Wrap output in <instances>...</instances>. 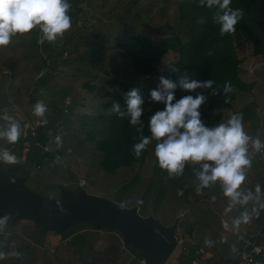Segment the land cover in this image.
Wrapping results in <instances>:
<instances>
[{
    "label": "rangeland",
    "instance_id": "rangeland-1",
    "mask_svg": "<svg viewBox=\"0 0 264 264\" xmlns=\"http://www.w3.org/2000/svg\"><path fill=\"white\" fill-rule=\"evenodd\" d=\"M178 1L72 0V2H69V7L74 13L71 27L65 30L62 35H57L55 40L45 39L42 44L37 43L44 35H39L41 30L37 25L29 32L13 35L9 44L0 45V130L4 129L2 126L6 125L7 127L10 123L16 121L20 126V130L22 129V132L20 131L22 135H19V137H24L28 131L26 122L30 121L32 116L30 111H32V108L35 109L37 101L42 100L47 107L42 115L41 122L44 126L43 131L49 136L46 141L42 142V145L47 149L42 150L55 152L58 148L56 142L59 140L60 132H63L61 143L63 142L62 145L71 152L68 158L59 160L60 163L54 162L52 169L46 164L48 157L42 167L37 168V165L34 164L30 181L29 179L24 181V185L29 190L46 197H56L59 196L62 187L68 188L71 192L76 188L79 190L76 184L77 179L87 174L88 182L85 189L88 193L101 192L99 194L113 198V200L124 198L126 202H122V204L133 205L137 208L138 206L141 207L138 208L140 214L153 215L163 225H166L168 215H171V213L175 215L180 207L185 208L184 212L181 211L184 216L182 215L183 218L179 221V224L184 223L187 227L183 228L181 234H184L187 230L189 231L187 228L189 224L193 223L195 214L191 215L189 209L195 204H201L202 209H207V213L214 216L223 225L222 220L219 219L220 213L212 209L214 204L207 193L209 192L206 189L208 186L200 188L201 191L197 190L199 185V163L186 162L182 174L169 175L167 170L161 169L155 162L153 155L155 141H152L144 163H134L132 166L123 168L127 173L123 178L118 179L120 183L123 182L122 186L120 185L116 189L114 186H110L113 185L115 179H110L109 172L102 168V153L97 149L94 138L87 136L90 133L97 138L105 135L106 128L100 120H91L86 114L89 113L94 117L98 116L100 102L104 100L102 97L103 90L111 88L106 84V79L117 77L139 85L145 97L144 106L149 108L153 104L148 99V90L156 86L159 75H162L172 65L174 51L169 49L159 61L154 63L157 68L155 75H136L131 69L127 70L122 66L120 48L116 46V43L124 39L123 35L126 32H143L149 37L161 33H183V30L179 31L180 28L178 27V25L181 26L177 20L176 8ZM99 30L112 34V38L105 44L102 51L96 52L92 49L91 43L95 39V33ZM234 43L240 60L238 65L239 74L247 81L249 78L245 74L251 73L253 76L258 67L264 63V33L261 35L262 52L259 54L253 52L252 43L240 28L234 34ZM45 56H49L51 59L52 72L49 73L50 76L44 79V82L36 84L35 78L43 66ZM4 70L7 73L4 74ZM261 78L262 85L264 73ZM88 82L94 84V90H86L85 84ZM241 91L238 90L237 97L229 107L224 109L219 122L226 121L232 114L242 115L244 130L251 137L247 144V154L258 160V155L262 156L263 154H260V151L253 147V140L262 137L264 141V134L262 136L256 134L259 131V129L256 131L257 125L262 126L264 124V112L261 107L257 109L259 103L253 100H250L244 111L245 115H248L251 120L243 117L242 113L237 112L238 108L236 107L240 106L242 102L241 97L243 95L241 96V94H244ZM245 95L251 96L250 93ZM9 96L17 104L20 113L13 109L10 115L5 116L2 113V108L7 104ZM65 96L72 98L73 105L75 103L74 107L78 109L76 113L81 118L75 119L71 116L68 121L66 117L63 121L61 120L60 114L55 110V104ZM254 105L258 112L254 111ZM34 115H37L35 111ZM5 117H11L12 120ZM19 137L11 143L4 142L7 138L0 137V145L3 142L6 143L3 148L0 147V152L6 148L10 149L12 144L19 141ZM261 148L264 149V146ZM263 149L261 150L263 151ZM260 177L264 180L263 176ZM210 185L216 186L214 187L216 191L220 190L217 188L221 185L219 181L210 183ZM146 187L149 188L150 192L148 191L145 197L143 191ZM193 190L201 193L191 195L189 198L186 191ZM222 197L229 207L231 197L226 195ZM235 204H232L230 208H235L233 211L237 213ZM244 205L247 209L249 208V211L255 210L249 204V201L243 203ZM238 212L240 214V210ZM226 217L229 218L227 219L228 222L234 223L232 219H236L232 212L226 214ZM204 219L206 218H198L199 227L195 228L198 233L205 231L206 236L214 241L213 244H216V246L219 244L220 238L225 240L222 241L225 244L229 242L227 236L228 233H233L231 229H221L218 225L205 223ZM83 224L90 225L89 222H80L73 224L63 232H56L57 241L67 239V242L58 244L55 252L52 253H46L42 248L46 246L42 233L31 232L28 234V230L22 231V234L30 236L32 243L36 246L29 242L31 241L29 238L23 239L19 234L16 237L17 240L9 239L8 247H2L4 242H0V264H83L82 260L86 257L97 259L98 264H140L136 257L130 256V254L135 255L137 251L139 252V249L129 244L126 245V252L118 251L121 245L120 238L115 234L104 235L105 232L113 231L108 228H97L102 229V232H94L100 239L94 240V249L96 250L90 249V245L86 244L87 240H84V237L88 236V233H86L88 231H83L85 235L77 232V227ZM72 228H75L76 232L74 231L73 234L66 237L68 232L72 233L73 230L70 231ZM118 233L121 235L119 231ZM54 241L52 239L50 243L54 244ZM170 262L171 257L166 264H170Z\"/></svg>",
    "mask_w": 264,
    "mask_h": 264
},
{
    "label": "clouds",
    "instance_id": "clouds-1",
    "mask_svg": "<svg viewBox=\"0 0 264 264\" xmlns=\"http://www.w3.org/2000/svg\"><path fill=\"white\" fill-rule=\"evenodd\" d=\"M198 2L202 7L211 10V19L219 26L221 36L236 31L235 26L244 13L242 8L232 6V0ZM68 8V0H0V45L9 44L13 35L29 32L37 25L44 34L37 43L42 44L45 39L55 40L57 35H62L71 27ZM200 23H204L203 18ZM172 72L178 73L176 79L159 75L156 86L148 90V99L163 105L148 118L150 135L142 134L144 122L141 117L145 111V97L139 87L134 86L122 93L126 109L121 108L118 99L112 103V110L121 117L126 116L129 124L136 126L137 131L141 132L132 145L133 154L140 157L143 150L155 141V162L161 169L167 170L169 175L182 174L186 162L199 163L198 191L219 181L224 194L231 197L229 207L235 203L256 199L251 191L245 194L237 190L246 179L245 168L252 163L247 154V144L251 137L244 130L242 115L232 114L226 121L209 126L202 119L200 111L207 96L196 90L212 89L215 81L211 78L198 79L188 71L179 72L175 67ZM177 88L186 94L177 98ZM232 88L231 81L224 82L225 93ZM212 92L215 93L216 89H212ZM46 107L42 100L37 101L34 111L43 115ZM5 118L12 120L11 117ZM19 135L20 126L17 122L0 130V137L7 138L10 143L15 142ZM262 144L264 142L259 138L253 140V147L257 151ZM0 161L11 164L16 163L17 158L4 149L0 152ZM260 190V185H257L256 192L259 193ZM249 219V214L245 212L234 223Z\"/></svg>",
    "mask_w": 264,
    "mask_h": 264
},
{
    "label": "trees",
    "instance_id": "trees-1",
    "mask_svg": "<svg viewBox=\"0 0 264 264\" xmlns=\"http://www.w3.org/2000/svg\"><path fill=\"white\" fill-rule=\"evenodd\" d=\"M69 2H72V0H68ZM232 6L242 8L243 17L241 21L237 22L235 32L226 33L221 36L219 26L214 24L211 19V10L202 7L198 0H179L176 8L177 20L181 25H178L179 31L183 30V33H161L160 35L149 37L143 32H126L123 35L124 39L116 43V46L120 48L122 66L127 70L131 69L136 75H155L157 68L154 66V63L159 61L166 51L172 49L175 58L172 61V65L162 75L176 79L178 73L172 72V68L175 67L179 72L188 71L198 79L206 80L211 78L215 81L212 85V89H216L215 93L212 92V89L196 90L203 92L207 96V100L200 108L202 119L209 126H214L221 120L224 109L229 107L235 99L237 90L250 92L253 85L251 82H246L239 74L238 65L240 60L234 43V34L239 28L242 29L246 38L252 43L253 52L256 54L262 52L261 35L264 33V0H232ZM70 8L67 9V15L72 21L74 13ZM201 18H203L204 23H200ZM111 38L112 34L99 30L95 33V39L91 43L92 49L96 52L102 51L105 44ZM44 58L42 68L47 65L51 67L52 62L49 56H45ZM48 76H50L49 72H46L35 83L44 82V79ZM225 81H231L233 85L232 90L227 93L223 90ZM105 82L111 88L103 90L102 97L104 100L100 102L98 116L94 117L89 113L86 114L91 120H100L106 128L105 135L97 138L94 134L90 133L87 136L94 138L97 149L102 153V168L109 173H113L120 167L132 166L134 163H144L149 153L150 144L143 150L142 155L137 158L132 152V145L139 138L141 132L137 131L136 126L129 124L126 116L121 117L112 110V103L117 99L120 100L121 108L126 109L122 93L134 86L139 87V85L117 77L106 79ZM85 85L87 91L94 90V84L88 82ZM184 94H186L184 91L177 88V98ZM63 99L58 100L55 104V110L60 114L61 120L63 121L66 117L68 121V118L71 116L75 119L81 118L77 113L73 114L72 112L73 100L72 104L68 106V110L62 112ZM162 106V104L158 103H153L149 108L144 106L145 111L141 117L144 122L143 135H150L148 131V118L156 109ZM43 130L44 126L41 122L37 128L36 138L41 142L49 138ZM62 133L60 132V137L56 144L59 141L61 142ZM28 137L30 144L24 148L26 152L23 162L12 164L5 162L14 169L17 177L31 172L34 164L39 166L44 161L45 156L52 155L55 152L59 153V150L63 146L62 142L55 152L43 151L42 148L34 144L31 136ZM22 149V146L10 148L9 152L20 158ZM148 189L147 187L144 189L143 196L148 193ZM76 191L77 188L71 192V197H73ZM142 209L144 210V208ZM3 212L0 208V216ZM13 221L17 222L16 220ZM34 222L41 225L43 230V226L47 224L45 221ZM5 224L0 221V233L4 232ZM89 224L92 225L91 223ZM95 228L115 230L104 225ZM261 229L264 231V228ZM3 242L2 247H8V242ZM135 257L145 262L144 254L140 249L139 252H136ZM82 263L98 264V261L95 258L86 257L83 258Z\"/></svg>",
    "mask_w": 264,
    "mask_h": 264
},
{
    "label": "crops",
    "instance_id": "crops-1",
    "mask_svg": "<svg viewBox=\"0 0 264 264\" xmlns=\"http://www.w3.org/2000/svg\"><path fill=\"white\" fill-rule=\"evenodd\" d=\"M174 58H175V54H174ZM257 67H258V65H257ZM263 73H264V63H262V65L260 67H258V70L255 73L257 75L254 74L255 76L254 75L252 76L251 73L245 74L249 78V80H247L246 82H251L253 84L252 89L250 92H247V93L245 91H241L244 93V94H241V96L243 95L241 97L242 102H241L240 106L236 107V108H238L237 112L242 113L243 117H245V118L250 119V117L248 115H245V113H244L245 109L247 108V105L250 103V100H253V101H256L257 103H259L257 105V109H259L261 107L262 111L264 112V87H263L264 81H263V84L261 85V83H262L261 77H262ZM250 75L252 76V78L250 77ZM237 93H238V90H237L236 94ZM249 93L251 96L245 95V94H249ZM236 97H237V95H236ZM74 106H75V103L72 106L73 114L76 113V111L78 110ZM253 109H254V111L258 112V110H256L255 105H254ZM252 121H253V119H252ZM13 122H16V121H13ZM6 124H7V122H6ZM254 127H255V125H254ZM257 127L258 128H256V131H258V129H259L258 133H256L257 136H262L264 134V124L262 126L257 125ZM2 128H6V125L2 126ZM20 131L22 132V129ZM21 135H22V133L20 134V136ZM259 139L262 142H264L262 140V137ZM4 142L7 143L9 141L6 140ZM4 142L1 143V145H0L1 148H3V146L6 145V143L4 144ZM262 146H264V144H262ZM6 149L9 151V148H6ZM261 149H263V148H261ZM24 150H25L24 148L21 150L22 155L20 156V158L16 157V158H18L17 162H21V163L23 162V160L25 158V152H26ZM69 153H71L69 151V149H67V147H65V146H62L61 150H59V153L56 152V153H52V155L45 156L44 161L39 166L37 165V168L42 167V165L44 164V162L46 161V159L48 157V161L46 162V164H48L49 167H51V169H52L54 162H56L58 164L59 160H61V159L64 160V159L68 158ZM260 154H263V155L262 156L258 155V157H257L258 160L254 159L251 155H248L249 158L251 159L252 163H251L250 167L245 168L246 179L240 185V187L237 189L238 191L245 193V194L248 193L249 191H251L257 197L256 199L249 200V204L252 205L255 210L249 211V208L247 209L246 205L243 206V203H236L235 205H236L237 213H235V211H233V210H235V208L228 207L227 203L224 202V199L222 197L223 195H225L223 192V187L220 185V187H222V188L217 187L220 190L216 191L214 189V187H216V186L213 187V186L209 185L206 189L209 190V192H207V193L209 194L210 200L214 204L212 209H213V211H215V212L217 211L220 213L219 219L222 220L223 225L218 220H216L214 216H211L210 214H208L207 209L206 210L202 209L201 204H195V206L192 205L191 209H189L191 211L190 214L191 215L195 214V217H194L193 223L191 225L189 224V227L187 228V229H189V231L186 229L187 231L184 234H181V233H183L181 231L183 230V228H186L187 225L185 226L184 223L179 224V221L184 216V215L180 216V212L181 211L184 212L186 209L183 207H180L178 209V213H176L175 215L172 213H171V215H168L166 226L172 224L175 221H178L176 233H178L183 239V244L176 246L175 250L171 254L170 264H198V262L193 257L194 252H198L199 260H207L213 264H228V263H234V262L238 263L242 260V252H243L242 244L240 242H238V239L240 236H245V237L252 236L257 242H263L264 241V231H263V229H261L262 228L261 226L264 222V207L261 206V205H264V180L262 179V177H260V176H263V178H264V149L262 152H260ZM257 162H258V164L256 165ZM50 164H51V166H50ZM123 168L124 167H120V168L116 169L115 172L109 173L111 175L110 179H112V178L115 179V182L113 183V185H110V186H114L116 189H118V187L122 184L123 181L120 183V180H118V179L123 178V176H125L127 173L124 171ZM31 172L29 173V175L27 177V179H29V181H30V178L32 176ZM85 175L87 176V174H85ZM86 176H84V177L80 176V177L85 178L86 181L88 182ZM110 179H109V181H110ZM257 185H260L261 190L259 193L256 192ZM193 191H186V193H187L186 195H188L190 198L191 195H196L198 193L197 190L196 191L193 190ZM99 193H101V192H92V194L101 195ZM200 193H198V194H200ZM218 197H221V198H218ZM115 201H117L119 203L126 202V201H124V198L123 199L117 198V199H115ZM126 206L134 207L133 205H126ZM256 207H258V208H256ZM138 208H140V207L138 206ZM238 210H240V214H239ZM244 211L250 215V219L248 221L245 222V221L241 220V222L238 224L233 223L231 221L230 222L227 221V219H229V218L226 217V214H231V212H232V214L237 219V218L241 217V215L243 214ZM199 217H201V218L205 217L206 218V219H204L205 223L209 222L211 225H214V226L218 225V227L221 229L222 228L226 229V230L231 229V231L233 233H231V234L228 233V236H227V237H229V240H228L229 242H227L225 244L224 242H222L225 240L224 239L221 240V238H220L219 239L220 242L216 246V244H213L214 241H212L210 238H208L206 236L207 234H205V231L198 233V231L195 228L199 227V225L197 223L199 221L198 220ZM236 219H232V220L235 221ZM16 221L17 222H12L10 225L5 226L4 232L0 233V242L1 243H3V241L8 242L9 239L17 240L16 237L18 234L21 235L23 239H25V238L30 239V236H26V235L22 234V231H25V230H28V232H27L28 234L31 232L39 233V234L42 233L43 239L45 240V243H46V246H43V247H48V246L53 245V243L52 244L50 243V241L52 239L55 240L54 244H56L58 242L56 239V237H57L56 232H54V231L45 232L43 230L42 226L40 227V225L36 224L33 220L20 219V220H16ZM74 229L75 228L70 229V231L71 230H73V231H72V233L68 232L66 234V237L73 234L75 231ZM77 229H78L77 232H80V233H83V231H85V230L88 231V232H86V233H88V236H85L84 240L85 239L87 240L86 244H88V246L90 245V249H92L93 251L96 250V249H94V240L97 241L100 238L98 236H96L94 234V232H97V231L102 232V229L100 230V229L93 227L92 225H85V224H83L80 227H77ZM102 234H104V233H102ZM106 234L114 235L113 231L105 232L104 235H106ZM19 239L22 241L21 238H19ZM206 241H207V243H206ZM29 242H31V244H33L32 240ZM33 245L36 246V244H33ZM26 249H27V247H26ZM118 251H120V248L118 249ZM258 257H260V259H258ZM136 259L140 262V264H145L144 260L139 259L138 257H136ZM256 263L257 264H264V253H262L260 256L256 257Z\"/></svg>",
    "mask_w": 264,
    "mask_h": 264
},
{
    "label": "water",
    "instance_id": "water-1",
    "mask_svg": "<svg viewBox=\"0 0 264 264\" xmlns=\"http://www.w3.org/2000/svg\"><path fill=\"white\" fill-rule=\"evenodd\" d=\"M29 173L17 177L9 164L0 162V208L4 211L1 222L45 221V232L58 233L80 222H89L95 227L108 226L121 233L126 245L143 252L145 264H166L175 250L178 221L163 225L153 215L140 214L137 207L88 193L85 188L77 190L74 197L65 187L61 188L59 196L46 197L24 185Z\"/></svg>",
    "mask_w": 264,
    "mask_h": 264
},
{
    "label": "built area",
    "instance_id": "built-area-1",
    "mask_svg": "<svg viewBox=\"0 0 264 264\" xmlns=\"http://www.w3.org/2000/svg\"><path fill=\"white\" fill-rule=\"evenodd\" d=\"M43 34L42 31L39 32V35ZM4 74L7 73L6 70L3 71ZM46 72H52V69L50 66H45L43 68H41L35 78V80H37L38 78H40L41 76L45 75ZM36 82V81H35ZM72 104V98L70 96H65V98L63 99V104H62V112H66L68 110V106ZM13 109L17 110L16 112L18 113V106L17 104L13 101L12 97H8L7 100V104L2 108V112L5 116H8L11 114V112H13ZM32 113L31 116V120L27 121L26 124H28V131L26 132V135L24 137H19V141L16 144H12L11 148H17L19 146H22L23 148H26L29 146V142H28V136H31V138L34 140V144L39 146L42 149H47L45 146L42 145V142L40 140H37V128L38 126L41 124L42 121V115H34V110L32 108V111H30ZM20 113V112H19ZM61 144V142L59 141L56 144V147H59V145ZM260 152H262V150L260 149ZM77 187L78 188H85V186L87 185V181L85 178L83 177H79L77 179ZM180 215L182 216L183 213L180 212ZM262 228H264V223L261 226ZM113 233L118 236L120 238V251H124L126 252V244L123 241L122 236L118 233V231L114 230ZM175 237H176V241H177V246L182 245L183 244V239L182 237L175 232ZM67 239H62L61 241H58L56 244H53L51 246L48 247H42L46 253H52L55 252V248L58 244L60 243H66ZM238 242H240L242 244V260L238 263H228V264H257L256 263V257L258 255H261L262 253H264V241L263 242H257L252 236H240L238 239ZM41 248V249H42ZM198 252H194L193 253V257L194 259L198 262V264H213L207 260H199L198 258ZM130 256H132L133 258L135 257V255L130 254Z\"/></svg>",
    "mask_w": 264,
    "mask_h": 264
}]
</instances>
